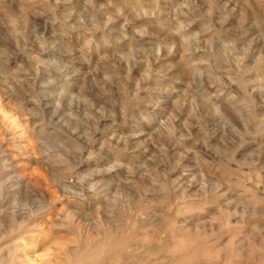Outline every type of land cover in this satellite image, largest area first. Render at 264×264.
Wrapping results in <instances>:
<instances>
[{
    "label": "clouds",
    "instance_id": "clouds-1",
    "mask_svg": "<svg viewBox=\"0 0 264 264\" xmlns=\"http://www.w3.org/2000/svg\"><path fill=\"white\" fill-rule=\"evenodd\" d=\"M0 264H264V0H0Z\"/></svg>",
    "mask_w": 264,
    "mask_h": 264
}]
</instances>
